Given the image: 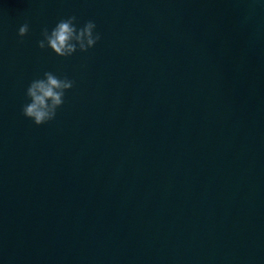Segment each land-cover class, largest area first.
<instances>
[{
    "label": "water",
    "instance_id": "water-1",
    "mask_svg": "<svg viewBox=\"0 0 264 264\" xmlns=\"http://www.w3.org/2000/svg\"><path fill=\"white\" fill-rule=\"evenodd\" d=\"M73 14L97 45L41 49ZM45 71L76 84L38 126ZM0 264H264V5L0 0Z\"/></svg>",
    "mask_w": 264,
    "mask_h": 264
},
{
    "label": "clouds",
    "instance_id": "clouds-1",
    "mask_svg": "<svg viewBox=\"0 0 264 264\" xmlns=\"http://www.w3.org/2000/svg\"><path fill=\"white\" fill-rule=\"evenodd\" d=\"M264 5V0H258ZM94 19L82 25L77 15L73 14L60 19L51 29L45 26L42 39L38 41L41 49H50L57 56L68 58L77 52L86 53L102 39ZM30 24L25 22L19 28V35L26 36ZM75 80L67 75L54 71H45L43 76L34 78L26 89L27 102L22 106V113L36 125H45L56 119L58 111L64 106L66 94L75 87Z\"/></svg>",
    "mask_w": 264,
    "mask_h": 264
}]
</instances>
